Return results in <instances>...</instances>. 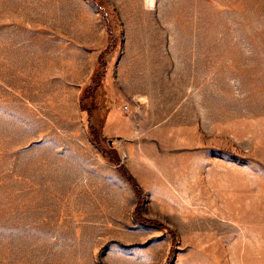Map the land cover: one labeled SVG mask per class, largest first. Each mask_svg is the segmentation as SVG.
Listing matches in <instances>:
<instances>
[{
	"label": "rangeland",
	"instance_id": "rangeland-1",
	"mask_svg": "<svg viewBox=\"0 0 264 264\" xmlns=\"http://www.w3.org/2000/svg\"><path fill=\"white\" fill-rule=\"evenodd\" d=\"M0 264H264V0H0Z\"/></svg>",
	"mask_w": 264,
	"mask_h": 264
},
{
	"label": "trees",
	"instance_id": "trees-1",
	"mask_svg": "<svg viewBox=\"0 0 264 264\" xmlns=\"http://www.w3.org/2000/svg\"><path fill=\"white\" fill-rule=\"evenodd\" d=\"M89 89H91V88L89 87L88 90ZM91 91L93 92V89ZM91 91H89V96L93 97V95H91ZM95 91H96V89H95ZM120 169H121L122 173L126 176V178L134 185L136 192L139 194V197H140L139 200L142 202L143 194H142V190H141L139 184L135 181V178L132 176V174L128 171V169L124 165H121ZM139 209L140 208L136 209L137 210L136 214H137L138 219L143 221V223H145V224L153 223L154 225L162 226L161 222H159V221L141 218L140 214H139Z\"/></svg>",
	"mask_w": 264,
	"mask_h": 264
}]
</instances>
